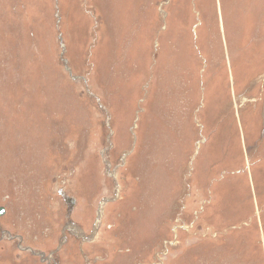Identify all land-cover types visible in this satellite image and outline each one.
I'll return each instance as SVG.
<instances>
[{
	"label": "rangeland",
	"instance_id": "rangeland-1",
	"mask_svg": "<svg viewBox=\"0 0 264 264\" xmlns=\"http://www.w3.org/2000/svg\"><path fill=\"white\" fill-rule=\"evenodd\" d=\"M0 208V264H264V0H0Z\"/></svg>",
	"mask_w": 264,
	"mask_h": 264
},
{
	"label": "water",
	"instance_id": "water-1",
	"mask_svg": "<svg viewBox=\"0 0 264 264\" xmlns=\"http://www.w3.org/2000/svg\"><path fill=\"white\" fill-rule=\"evenodd\" d=\"M5 214V209L4 208H0V216Z\"/></svg>",
	"mask_w": 264,
	"mask_h": 264
},
{
	"label": "bare ground",
	"instance_id": "bare-ground-1",
	"mask_svg": "<svg viewBox=\"0 0 264 264\" xmlns=\"http://www.w3.org/2000/svg\"><path fill=\"white\" fill-rule=\"evenodd\" d=\"M156 186V185H155ZM154 191V190H153ZM149 220V219H148Z\"/></svg>",
	"mask_w": 264,
	"mask_h": 264
},
{
	"label": "flooded vegetation",
	"instance_id": "flooded-vegetation-1",
	"mask_svg": "<svg viewBox=\"0 0 264 264\" xmlns=\"http://www.w3.org/2000/svg\"><path fill=\"white\" fill-rule=\"evenodd\" d=\"M6 212V211H5ZM30 252V251H29Z\"/></svg>",
	"mask_w": 264,
	"mask_h": 264
}]
</instances>
